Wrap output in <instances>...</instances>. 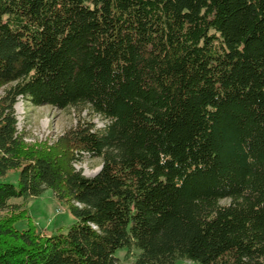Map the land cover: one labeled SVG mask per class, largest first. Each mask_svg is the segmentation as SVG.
<instances>
[{
	"label": "trees",
	"instance_id": "1",
	"mask_svg": "<svg viewBox=\"0 0 264 264\" xmlns=\"http://www.w3.org/2000/svg\"><path fill=\"white\" fill-rule=\"evenodd\" d=\"M0 89V264H264V0H0ZM19 99L103 126L28 145ZM46 190L75 223L17 228Z\"/></svg>",
	"mask_w": 264,
	"mask_h": 264
},
{
	"label": "rangeland",
	"instance_id": "2",
	"mask_svg": "<svg viewBox=\"0 0 264 264\" xmlns=\"http://www.w3.org/2000/svg\"><path fill=\"white\" fill-rule=\"evenodd\" d=\"M2 91L0 89V95ZM17 116V129L23 136L25 144L45 145L50 147L63 133L75 126L79 119L88 120L101 128L103 122L97 117L88 114L87 111L77 113L73 109L56 110L51 107H32L25 100L19 99L15 105ZM81 170L86 177H92L100 169V160L86 159L74 165ZM18 171L7 174L0 178V182L11 183L16 186ZM13 204L18 206V214L21 215L15 226L19 229L28 225H34L36 229L45 235H51L57 231L66 232L68 227L75 223L68 207L59 202L51 190L43 194L27 199H13ZM138 255L135 249H121L115 253L119 264H132ZM179 264H192L189 261H181Z\"/></svg>",
	"mask_w": 264,
	"mask_h": 264
}]
</instances>
